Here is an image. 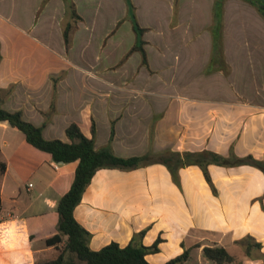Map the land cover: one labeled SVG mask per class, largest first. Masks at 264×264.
<instances>
[{
	"label": "crops",
	"instance_id": "crops-1",
	"mask_svg": "<svg viewBox=\"0 0 264 264\" xmlns=\"http://www.w3.org/2000/svg\"><path fill=\"white\" fill-rule=\"evenodd\" d=\"M73 1L81 19L67 46L64 28L73 18L64 0H0L3 108L43 126L47 139L70 141L71 123L88 137L94 127L96 148L119 156L211 150L264 161V15L255 4L132 0L144 29V64L142 52L131 51L135 24L122 21L129 0ZM19 131L0 121V264L47 260L59 214L49 216L38 202L48 192L57 209L78 165L57 163ZM208 169L213 184L189 165L179 171L180 185L162 163L99 169L75 218L92 233L94 250L112 241L126 246L147 229L146 245L164 240L160 252L147 255L152 264L187 248L194 258L187 264H213L203 247L214 245L241 264H264V171L251 164ZM23 186L30 213L18 206ZM10 242L17 244L12 252Z\"/></svg>",
	"mask_w": 264,
	"mask_h": 264
},
{
	"label": "trees",
	"instance_id": "trees-1",
	"mask_svg": "<svg viewBox=\"0 0 264 264\" xmlns=\"http://www.w3.org/2000/svg\"><path fill=\"white\" fill-rule=\"evenodd\" d=\"M47 1L44 0V3ZM64 1L73 18V22H68L64 28L65 42L69 46L70 33L72 34L73 28L77 27V22L81 17L77 13L73 0ZM248 1L255 4L264 15V1ZM135 29L139 37L131 51H141L143 63L147 64L146 51L143 46L145 42L139 35L144 29L137 23H135ZM0 121H8L12 126L17 127L25 134L26 140L31 145L50 153L53 160L57 163L75 161L78 163L72 186L61 197L57 206L59 214L57 232L46 240L47 245L59 247L60 252L55 258L27 264H64L68 252L75 254L82 264H152L147 259V255L160 252V244L164 240L159 236L151 245H146L143 242V236L147 232V229L136 232L126 246H121L118 242L112 241L99 250H94L90 247L89 242L92 233L77 221L74 211L82 201L85 190L99 169L118 168L121 170H131L151 163H162L167 166L173 180L178 185L181 184L180 169L189 165L200 166L211 184L213 183L208 169L211 163L225 166L251 164L264 171V161L258 160L252 155L240 157L233 152L229 156H224L211 150L184 152L165 150L159 153L149 152L139 156H119L114 153L111 147L97 149L95 146V128L93 127V136L88 137L82 132L77 123H71L66 128L70 141H63L58 138L47 139L43 135V126H36L26 120L21 111L11 112L1 105ZM113 134L114 131L111 140ZM5 170L6 164L0 160V172L3 173ZM1 210L2 197L0 193V212ZM203 256L218 264H241L224 246L220 245L204 246ZM190 257L191 249L187 248L182 254L170 259L165 264H186Z\"/></svg>",
	"mask_w": 264,
	"mask_h": 264
},
{
	"label": "rangeland",
	"instance_id": "rangeland-1",
	"mask_svg": "<svg viewBox=\"0 0 264 264\" xmlns=\"http://www.w3.org/2000/svg\"><path fill=\"white\" fill-rule=\"evenodd\" d=\"M129 6H130V11H129V13L124 18H122V21H124L126 24L129 23L131 25H134L135 23H137L140 26V23H141L140 22V17L136 14V9L134 7V4H133L132 0H129ZM43 7H44V5L42 6L41 10L43 9ZM75 30H76V28L75 29L73 28L72 31L74 32ZM73 32H72V34L70 33V45L69 46H72V44H73V41H72L73 40ZM143 34H144V31L141 34H139L140 35V38L143 37ZM150 35L151 36H154V35L156 36V34H150ZM105 56H106V53L101 54V59L103 61L106 58ZM178 79H177V81H178ZM179 82L181 84L188 83V81L185 80V79H179ZM19 133L21 134V136H24L21 131H19ZM30 175H31L30 173H26V175L23 176L25 182L28 181V179H30L29 178ZM31 180L34 181V182H36L37 179L35 177H33V178H31ZM39 187H41V184L39 182H36V188H39ZM47 197H48V192L43 197H41V199L38 202V204H40V202H42V207H45V209H47V211L49 213V216H52V213L53 212L54 213H57V209H56V206H53L54 204L51 203V200H48L47 199ZM55 201H57V200H55ZM30 202H31L30 194L26 192L25 187L23 186V194L21 195V198H20V200L18 202V206L21 209L27 210L28 209V204ZM9 205H10V199L7 196H5L4 206L5 207H8ZM27 211H28L27 213H30L31 212V209L29 208ZM49 229H51L53 231L56 230V228H49ZM16 245H17L16 242H10V243H8L7 244V247H8L7 250L9 252L10 251L11 252L14 251V250H12L13 249L12 247H15ZM59 252H60V248L59 247L58 248L57 247H53V248L49 249V251H47L46 253H44V258H46V259L54 258V257H56L58 255ZM190 261L191 262L194 261V258H190L189 259V262ZM64 264H82V263L77 259V257L75 256V254H73L71 252H68L66 254V260H65V263ZM213 264H217V263H213Z\"/></svg>",
	"mask_w": 264,
	"mask_h": 264
},
{
	"label": "built area",
	"instance_id": "built-area-1",
	"mask_svg": "<svg viewBox=\"0 0 264 264\" xmlns=\"http://www.w3.org/2000/svg\"><path fill=\"white\" fill-rule=\"evenodd\" d=\"M31 185V184H30Z\"/></svg>",
	"mask_w": 264,
	"mask_h": 264
}]
</instances>
